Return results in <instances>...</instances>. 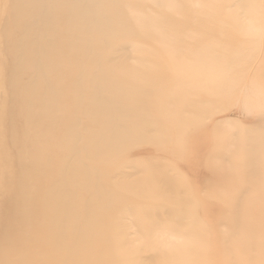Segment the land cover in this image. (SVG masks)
Listing matches in <instances>:
<instances>
[{
  "label": "rangeland",
  "instance_id": "1",
  "mask_svg": "<svg viewBox=\"0 0 264 264\" xmlns=\"http://www.w3.org/2000/svg\"><path fill=\"white\" fill-rule=\"evenodd\" d=\"M136 1L43 4L49 8L45 27L56 43L49 47L51 66L58 70L64 63L71 69L74 91L81 81L105 74L112 83L110 96L121 100L123 94L130 102L136 115L131 135L137 139L112 157L91 148L85 164L93 177H74L80 159L72 146L62 151L60 138L63 132L64 137L83 132L80 124L74 126L84 117L78 111L83 105L72 94L68 108L58 96L57 116L49 122L61 115L62 120L44 144V161L27 156L26 172L37 177L29 186L37 189L24 191L18 184L24 158L8 143L14 59L7 48L22 31L11 17L14 1L0 0V264H264V82L259 75L264 72V0L257 1L256 24L251 9L242 6L251 0ZM212 1L221 18L229 23L233 17L242 27L226 48L221 46L225 37L216 36L221 44L212 41L215 28L204 19ZM123 3L163 20H190L177 37L161 41L140 31L151 16L118 14ZM201 25L207 27L206 40ZM88 36L104 43L83 61L81 46ZM165 46L171 47L168 52ZM96 85L84 82V91L90 95ZM80 123L82 128L90 124ZM69 162L75 163L66 173L71 194L91 202L86 186L98 184L104 191L81 209V217L75 204L67 235L76 227L78 240L67 238L58 246L48 235L52 215L44 206ZM42 163L45 168H38ZM31 190L34 198L27 204Z\"/></svg>",
  "mask_w": 264,
  "mask_h": 264
},
{
  "label": "bare ground",
  "instance_id": "2",
  "mask_svg": "<svg viewBox=\"0 0 264 264\" xmlns=\"http://www.w3.org/2000/svg\"><path fill=\"white\" fill-rule=\"evenodd\" d=\"M13 1V8H15V10L11 17L14 20L13 22L16 27H20L18 31H22V36L19 39L20 41L17 40L12 42L7 48L8 53L11 54L14 59L13 71L11 72L8 82L12 93V108L8 116L10 127L8 143L13 147L17 155L24 158L22 168V174L24 175L18 180V184L24 188V191L30 188L37 189V185L29 186V183L34 184V180L37 179V177H35V173L26 172L28 170L26 161L27 156L34 158L39 162H41V160L44 161V154L48 152V149L44 148V144L47 140L49 144L54 138V133L53 136L49 137L50 133L57 128V123L62 120L61 115L60 118L49 122V118H55L57 116V112H55V107L57 105L55 99L58 96L60 100L63 98L66 107L68 106L69 108L71 107L72 94L75 96L76 102L83 105L78 111H80L84 117L80 116V119L74 123V126L77 128L80 124L83 132L67 135L65 137L63 132L60 138V143L63 152L67 147L72 146L73 156L80 159V162L78 163L79 170L73 173L76 171L77 166L72 169L74 177L84 179L89 175V178H92L94 172L88 169L85 164V162L92 157L90 149L93 148L97 149L98 152L108 153V156L112 157L123 146L127 145L129 142L135 141L137 138L133 137L131 132L135 127L133 119L136 115H134V117L132 116V113L128 108L130 102L126 96L122 94L125 99L121 100L110 96L111 93L109 92L111 91L112 83H109V79L105 74H99L89 81H87V79L81 81L74 91L75 87L71 88V69L69 70V67L67 65L65 66L64 63L61 64L62 66H60V69L58 70L51 66L52 59L49 56V47L55 48L56 43L53 44L55 41H52L50 31L46 29L48 28L47 26L45 27L49 8L43 4L49 2L48 5L51 6L54 3L60 2V5L63 6L62 0ZM76 1L82 4L93 3V0ZM124 1L131 4L138 3L136 0ZM257 1L258 0H251L250 5L242 3V6L246 9H251V14L254 16V24L260 20ZM168 4L176 8V5L172 2H169ZM210 4L209 8L211 7L212 10L204 17V19H207L206 21L215 28L216 33L211 36L212 41H217L221 44L219 40H216V36L220 35V37H225L227 43L222 42L221 46L226 48L230 45L229 41L232 36H235L234 34H241L239 30H241L242 27L238 28L235 26L236 22L233 19L231 12L221 8L225 15L232 17L231 22L227 23L218 15V9L213 6L217 3L212 1ZM140 9L141 8L137 6L123 3L121 9L116 10L118 14L125 17L128 16L127 19L130 18V16L133 17V15L136 17L140 15H148L139 12ZM26 10L27 13H25ZM148 16H151L150 24L146 26L141 25L142 27L140 31L153 38L159 36L161 41L177 37L182 30L181 27L183 28V26L190 20L186 17H180L182 22H179V20H176L175 18L163 20L158 15ZM21 20H23V22H20ZM39 21H42L43 24H38ZM199 31L205 33V35H200V37L203 38V40H206L204 37L207 36V27L201 25ZM64 32L68 33L67 30H64ZM29 33H31V38L28 37ZM57 37L60 38L59 33L57 34ZM90 37L92 36H88L81 46V49L83 50V57L81 58L83 61H90L86 57V54L93 55V53L99 51L101 43H104L102 40L100 41L99 39ZM24 38L25 40L23 41ZM193 39H195V37H193ZM59 40L61 41V39ZM175 40L176 39L173 41ZM170 48L165 46L163 49L168 52L167 50H170ZM15 49H17V52H13ZM64 55L67 56V54ZM66 67L68 69H66ZM259 75L260 81L264 82V72L260 71ZM84 82H91V84H98L99 86H91L89 95L86 90L84 91ZM123 92L125 93L124 86ZM82 119H86L90 122L85 128H82V124L80 123ZM18 123L21 124V131L18 128ZM128 127H130L131 131ZM42 128L49 129V134H45V131H43ZM88 135L91 138H89ZM18 137H20L21 140H18ZM29 138L31 139L30 143L27 142V139ZM88 139H91L90 143L85 141ZM4 143L5 141L2 142L3 146ZM61 161L62 160L59 161L58 169L60 168ZM45 164L42 163L38 168L44 169ZM73 165H75V163H65L58 181H54L52 188L48 191L49 195L44 206L47 216L48 214L52 215L50 220L51 227L48 235L53 238L54 243L58 246H62V243L67 238L71 240V243H75L78 240V231L76 227L71 231L72 234L69 233V235H67L68 226L73 223L72 215L74 213L73 207L75 204L76 206L78 205L79 208L76 216L81 217L83 214V210L81 209L91 205L94 200L92 198L100 197V191H104L101 190V187L98 184L97 188L86 186L85 191L91 195V202H81L77 194H71L68 182L69 178L66 177V173L68 168ZM53 174L54 167L49 172V178L52 179L51 176H53ZM2 182L4 183V181ZM33 198L34 196L32 195L31 190L27 204H32ZM51 203L53 204L51 205ZM91 216L90 209H87L85 222L89 223L91 221Z\"/></svg>",
  "mask_w": 264,
  "mask_h": 264
}]
</instances>
